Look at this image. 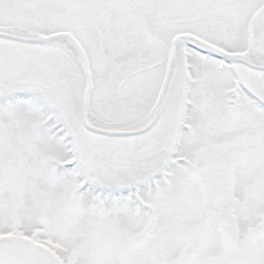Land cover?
<instances>
[{
	"label": "snow or ice",
	"instance_id": "6c2138e0",
	"mask_svg": "<svg viewBox=\"0 0 264 264\" xmlns=\"http://www.w3.org/2000/svg\"><path fill=\"white\" fill-rule=\"evenodd\" d=\"M0 264H264V0H0Z\"/></svg>",
	"mask_w": 264,
	"mask_h": 264
}]
</instances>
